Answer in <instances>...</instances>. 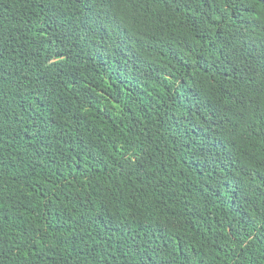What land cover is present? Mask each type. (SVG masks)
<instances>
[{
	"label": "trees",
	"instance_id": "trees-1",
	"mask_svg": "<svg viewBox=\"0 0 264 264\" xmlns=\"http://www.w3.org/2000/svg\"><path fill=\"white\" fill-rule=\"evenodd\" d=\"M0 264H264V0H0Z\"/></svg>",
	"mask_w": 264,
	"mask_h": 264
}]
</instances>
